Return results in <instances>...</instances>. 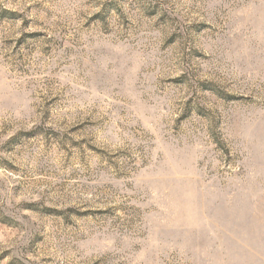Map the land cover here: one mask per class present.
<instances>
[{"label":"rangeland","instance_id":"374dc122","mask_svg":"<svg viewBox=\"0 0 264 264\" xmlns=\"http://www.w3.org/2000/svg\"><path fill=\"white\" fill-rule=\"evenodd\" d=\"M0 264H264V0H0Z\"/></svg>","mask_w":264,"mask_h":264}]
</instances>
